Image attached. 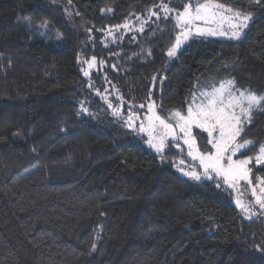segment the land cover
I'll return each mask as SVG.
<instances>
[{"label":"trees","instance_id":"1","mask_svg":"<svg viewBox=\"0 0 264 264\" xmlns=\"http://www.w3.org/2000/svg\"><path fill=\"white\" fill-rule=\"evenodd\" d=\"M216 1L252 15L243 36H191L169 59L178 29L155 6L197 0H0V264H264L259 206L182 176L186 149L157 154L124 124L150 93L161 115L185 107L197 83L264 95V0ZM242 138L255 155L264 111Z\"/></svg>","mask_w":264,"mask_h":264},{"label":"snow or ice","instance_id":"2","mask_svg":"<svg viewBox=\"0 0 264 264\" xmlns=\"http://www.w3.org/2000/svg\"><path fill=\"white\" fill-rule=\"evenodd\" d=\"M155 7L163 11L165 20L174 15L178 33L167 51V56L170 58L177 56L182 44L191 36H220L238 40L252 20L250 14L235 11L216 0H204V2L197 0L194 5L189 2L182 6V10L173 9L163 2ZM150 16L160 18L159 13L154 9L150 10ZM137 19L141 18L137 17ZM121 27L131 30L127 21L123 26H117V30ZM139 31H144V23H141ZM108 33L110 36L114 35L112 29H109ZM82 63L87 64L88 70H83V74L88 77L89 70L96 66L98 61L93 56L90 61L84 60ZM99 63L102 64L103 61ZM155 79L156 77H153V80ZM91 86L90 84L89 87ZM99 94L97 90V95ZM117 99L122 105L123 97L118 96ZM147 99V104L129 106L133 110H130L124 118L125 126L140 134H146L147 144L157 154H164L169 141L181 154L186 148L187 158L197 163L184 167L185 159L179 160L181 166L179 170L185 176L196 181L215 180L217 188L233 190L237 193L235 203L245 214L255 215L253 209L256 206L264 212V177H253V168L250 167L253 161L257 167L264 165V144L259 145L254 157L239 158L243 156L244 151L256 146L254 141L243 139L242 133L245 126L251 123L254 112L264 111V95L252 90L240 89L236 86L234 78H227L204 86L197 83L189 91L185 107L170 109L164 115L157 111L151 93ZM120 105L108 103L113 116L123 117ZM137 107L146 108L143 118L134 111ZM82 110L87 111V109ZM137 122H139L138 128ZM200 140L204 141L203 151ZM253 179L256 183H253ZM241 186L250 189L254 202L245 201L246 193L241 191Z\"/></svg>","mask_w":264,"mask_h":264},{"label":"rangeland","instance_id":"3","mask_svg":"<svg viewBox=\"0 0 264 264\" xmlns=\"http://www.w3.org/2000/svg\"><path fill=\"white\" fill-rule=\"evenodd\" d=\"M216 2H218V1H216ZM218 3H221V2H218ZM225 5V4H224ZM226 7H229V8H232V7H230V6H228V5H225ZM233 10H235V11H240V10H237V9H234V8H232ZM241 12H243V11H241ZM245 14H249V13H246V12H244ZM251 15V14H250ZM252 16V15H251ZM247 29V28H246ZM246 29L244 30V32L242 33V36H243V34L245 33V31H246ZM209 37H212V36H209ZM215 38H226V37H220V36H215ZM226 39H229V38H226ZM187 42V41H186ZM186 42H184L183 44H182V46L186 43ZM182 46H181V48H182ZM180 48V49H181ZM180 49L178 50V52L180 51ZM169 59H172V58H174V57H172V58H170V57H168ZM148 103V101H146V103L145 104H147ZM138 105H140V104H138ZM142 111H140V113L139 112H137L140 116H141V118H143V115L145 114V112H146V108H144V109H141ZM127 117V116H126ZM136 127L138 128L139 127V122H137V125H136ZM144 136H145V144L147 145V146H149L148 144H147V139H148V137H147V135L146 134H143ZM169 142H171V141H169ZM168 142V143H169ZM186 149V148H185ZM154 150V149H153ZM187 151V150H186ZM256 155V154H255ZM255 155H253V157L255 156ZM239 158H243V157H239ZM190 159V158H189ZM193 163H197V162H192L191 160H190V162H188V161H185V165H184V167H189V166H191ZM253 163H254V161H253ZM180 165H179V160L176 162V164H175V168H176V170L182 175V176H184V177H187V178H189V179H191L190 177H188V176H185L184 174H183V172L182 171H180L179 169H180ZM253 183H256V181L255 182H253ZM241 191H243V192H245L246 193V195L244 196V199H245V201L246 202H254L253 200H252V198H251V192H250V189H245L243 186H241ZM232 192H233V194H234V204L236 205V203H235V200H236V198H237V193L236 192H234L233 190H232ZM237 206V205H236ZM238 207V206H237ZM239 208V207H238ZM240 209V208H239Z\"/></svg>","mask_w":264,"mask_h":264}]
</instances>
